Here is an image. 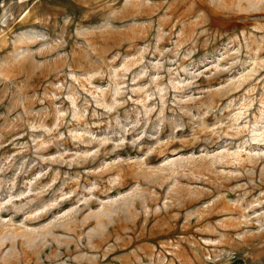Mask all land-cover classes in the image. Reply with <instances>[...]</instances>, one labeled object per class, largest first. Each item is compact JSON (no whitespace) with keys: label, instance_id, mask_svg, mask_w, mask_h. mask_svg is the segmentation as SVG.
Returning <instances> with one entry per match:
<instances>
[{"label":"rangeland","instance_id":"374dc122","mask_svg":"<svg viewBox=\"0 0 264 264\" xmlns=\"http://www.w3.org/2000/svg\"><path fill=\"white\" fill-rule=\"evenodd\" d=\"M0 264H264V0H0Z\"/></svg>","mask_w":264,"mask_h":264}]
</instances>
